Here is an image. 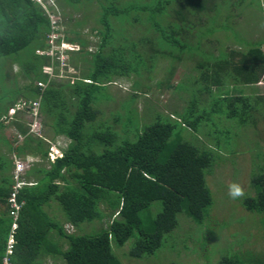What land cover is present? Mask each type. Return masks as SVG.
Segmentation results:
<instances>
[{
	"label": "trees",
	"instance_id": "trees-1",
	"mask_svg": "<svg viewBox=\"0 0 264 264\" xmlns=\"http://www.w3.org/2000/svg\"><path fill=\"white\" fill-rule=\"evenodd\" d=\"M55 1L74 8L87 1L98 7L95 31L99 39L93 51L85 49L88 41L83 38H65L71 44L78 42L79 53L88 62L81 77L70 82L49 81L43 66L48 63L57 71L59 64L35 52L45 49L51 30L41 7L31 0H0V63L7 57L25 61V69H32L37 80L47 82L43 88L33 82L8 86L3 82L6 74L1 72L6 94L0 93V111L17 93L39 94L40 108L52 118L54 131L67 139L61 155L50 159L42 139L31 137L16 123L25 139L12 146L13 154L19 157L27 152L45 162L31 163L25 176H34L33 183L22 186L16 195L22 205L9 260L12 264H40V256H59L64 264H121L111 242L121 246L130 237V256L153 254L164 235L177 225L179 212L201 224L212 203L205 179L214 162L211 143L193 145L182 138L179 128L198 133L208 124L225 127L222 120L227 119L239 126H259V121H264V90L258 88L264 79V38L238 36L233 38L243 49H220L216 54L204 50L205 37L216 30L234 29L229 25L231 18L240 13L245 0ZM135 24L145 30L137 40L131 39ZM191 37L194 40L190 41ZM140 45L147 47V55ZM160 56H169L172 62L185 57L195 60L194 75L176 84L166 79V86L186 95L182 110L171 116L157 112L135 136L130 133L131 124L122 122L125 114H113L112 122L100 117L96 104L106 83L117 77L140 76L142 70L149 73ZM166 72L172 75L173 68L166 67ZM160 84L155 83L156 87ZM132 86L143 94L151 88L148 83L139 86L136 79ZM129 110V115L135 114ZM116 123L119 129L114 127ZM221 132L227 136L229 131ZM212 144L220 147L218 141ZM12 162L0 156V264L13 222L8 204L12 179L3 173ZM249 185L254 194L244 196L241 205L264 213V167L250 176ZM52 201L60 205L65 221L74 227L92 220L107 219V224L93 234L67 232L44 208ZM154 201L160 202L155 214L151 211ZM54 236L64 239L65 247ZM247 254L253 253L232 251L214 264H261L246 262L242 255Z\"/></svg>",
	"mask_w": 264,
	"mask_h": 264
},
{
	"label": "rangeland",
	"instance_id": "rangeland-1",
	"mask_svg": "<svg viewBox=\"0 0 264 264\" xmlns=\"http://www.w3.org/2000/svg\"><path fill=\"white\" fill-rule=\"evenodd\" d=\"M58 3L55 9L56 17L59 20L57 22V31L59 32L56 34L59 36L58 40L68 43L67 38H83L88 41L85 49L93 51L99 39V35L95 31L99 27L96 20L97 4L86 1L75 4L74 6L80 7L74 8L61 1ZM245 3L239 7L240 13L233 14L231 18L229 25L234 26V29L231 28L228 32L216 30L205 37V42L202 45L205 51L216 54L220 49H243L233 37L237 38L239 36V38L244 37L248 40L264 38L263 8L260 6V1L245 0ZM172 15L168 16L169 19ZM144 34V27L135 24L132 28L131 39L137 40L139 36ZM192 40L194 38L191 37L190 41ZM74 42L71 47L69 44L72 50H69L68 58H66L67 66L60 67L58 65L57 71L54 68L47 69L48 63L43 66V71L45 73L47 71L49 81L56 83L70 82L75 77L80 78L81 73L86 71L88 62L81 57V52L78 50L81 46L77 41ZM140 46L143 55L144 51L147 55L149 53L147 47ZM38 50L40 49L37 48L35 52ZM262 50H264V45ZM23 63H19L11 57L1 61L2 70L0 75L1 72L6 74L3 79L6 85L24 86L30 82L38 83L39 80L36 79L33 70L28 67L25 69ZM194 64V58L190 57L172 62L171 57L160 56L157 57L155 67L149 73L142 70L143 74L140 76L114 78V81L106 83L99 93L101 100L96 106L101 111L100 117L110 121L113 114L120 115V117L125 114L122 122H128V125L131 124L129 126L130 133L135 136L137 130L140 131L143 126L156 118L157 112L171 116L173 111H181L185 104L186 95L179 90H174L171 86H166V79L168 78L169 83L176 84L185 77L194 75ZM168 66L173 68L172 75H168L166 72ZM135 79L139 82V86L150 84V90L146 94L136 92L132 86ZM158 81L161 83L160 87L155 85ZM258 88L264 90V79L258 82ZM4 92L0 76V93L4 96L6 94ZM132 94H135V96H132ZM32 96H34L32 92L17 93L13 101L9 102V105L0 111V156L8 160L12 161L14 155L12 146L22 143L25 139V136L18 130L16 123H19L25 129L32 128L33 132L29 135L34 138H41L44 145H47L49 150L51 149V157L55 155L54 149L56 151L59 148H64L67 143L64 136L56 134L54 131L52 118L40 108L39 94L33 98ZM33 100H36L39 105L36 113L29 109ZM129 109L134 110L135 114L129 115ZM71 110H73L72 107ZM222 121L225 122L223 124L225 127L217 128L216 126L214 128L212 124L211 126L208 124L201 128L202 131L198 133H191L186 128H179L181 129L182 138L193 145L201 147L203 142L211 143L208 146L212 148L214 162L211 172L205 176L206 184L212 196L209 216L207 215L201 224H197L183 212H179L175 228L164 235L162 245L150 255L135 258L128 254L133 237L127 239L121 246L111 242L112 251L119 258L121 264H172L173 262L180 264H214L222 255L232 251L253 253L252 255H242V257L246 259V262L253 261L264 264V213L246 210L241 205V199L233 201L227 194L228 185L233 182H238L244 187L245 196L254 194L249 185V178L261 167H264V121H259V126L248 124L239 126L234 120L229 119ZM114 127L119 129L120 126L116 123ZM223 129L229 131L228 134L226 133L227 136L221 132ZM19 134L21 138L18 137ZM212 141H218L220 147L215 148ZM49 143L52 144L51 147H49ZM28 154L25 152V154H20L19 157L15 156L26 162L37 159L32 162L35 164L45 162L42 159L38 162V157ZM8 165L3 173L11 176L13 164ZM25 177L30 180L34 179L32 175H26ZM52 202L44 208L51 217L63 223L67 232L93 234L100 231L107 224V219H103L100 221H84L74 227L65 221L60 205L55 201ZM159 208L160 202L154 201L151 205L152 213L155 214ZM69 225H71L70 231L67 230ZM54 237L65 247L64 239ZM39 260L40 264H64L59 256H40Z\"/></svg>",
	"mask_w": 264,
	"mask_h": 264
},
{
	"label": "built area",
	"instance_id": "built-area-1",
	"mask_svg": "<svg viewBox=\"0 0 264 264\" xmlns=\"http://www.w3.org/2000/svg\"><path fill=\"white\" fill-rule=\"evenodd\" d=\"M33 1L35 4H37L38 6L41 7V9L44 11V13H46L49 22H50V27L51 30L50 32L47 34V40H46V49L44 50H38L37 52L40 54H45L47 56H49V58H51L54 61H57V63L59 64L60 67H64L66 64V61L68 58V54L67 51L72 50L71 47V43H66L68 45H66L64 42L62 41H58L59 36L56 35L58 34L59 31H57L58 29V19L56 17V1L55 0H31ZM70 44V47H69ZM47 69H52V65H48ZM47 73V71H46ZM72 81V79H71ZM84 81H88L87 79H85ZM40 87H45L47 82L46 81H38L37 83ZM38 102L36 100L31 102V107L29 109L33 110L34 113L37 112L38 110ZM33 130L32 128H27V133L28 134H32ZM19 138H21L20 134L18 135ZM50 144V143H49ZM52 144H50L49 147H51ZM51 150V149H50ZM50 150L48 149V156L50 157V159L55 158L56 156H60L61 155V149L59 148L58 150L55 151L54 149V157H51L50 154ZM12 161H13V170H12V174H11V179H12V191L8 197V204H9V208H10V215L12 216V224H11V230H10V234L8 236L7 242H6V248H5V255L3 257L2 260V264H12L9 260V255L12 253V247H13V243H14V239H13V232L14 229L17 226V217H18V213L19 210L21 208L22 205V201L21 202H17L16 199V195L18 193V190L24 186V185H30L32 184V180H29L25 177V172L27 171V169L30 167L32 161H25L23 159L17 158L15 155H13L12 157ZM71 225L68 226L67 230L70 231Z\"/></svg>",
	"mask_w": 264,
	"mask_h": 264
},
{
	"label": "clouds",
	"instance_id": "clouds-1",
	"mask_svg": "<svg viewBox=\"0 0 264 264\" xmlns=\"http://www.w3.org/2000/svg\"><path fill=\"white\" fill-rule=\"evenodd\" d=\"M227 194L233 201L240 200L245 196L244 187L238 182L230 183L228 185Z\"/></svg>",
	"mask_w": 264,
	"mask_h": 264
},
{
	"label": "crops",
	"instance_id": "crops-1",
	"mask_svg": "<svg viewBox=\"0 0 264 264\" xmlns=\"http://www.w3.org/2000/svg\"><path fill=\"white\" fill-rule=\"evenodd\" d=\"M259 1H260V6L263 7V5H264L263 0H259ZM262 14H263V15H262V18H263V21H264V10H262ZM263 45H264V44H263ZM263 45H262V46H263ZM261 49H262V47H261ZM263 51H264V50H263Z\"/></svg>",
	"mask_w": 264,
	"mask_h": 264
}]
</instances>
